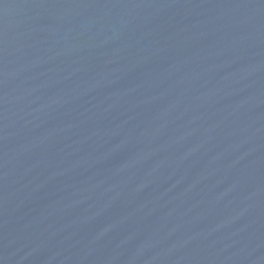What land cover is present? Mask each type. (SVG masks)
Wrapping results in <instances>:
<instances>
[{
    "label": "water",
    "instance_id": "1",
    "mask_svg": "<svg viewBox=\"0 0 264 264\" xmlns=\"http://www.w3.org/2000/svg\"><path fill=\"white\" fill-rule=\"evenodd\" d=\"M0 264H264V0H0Z\"/></svg>",
    "mask_w": 264,
    "mask_h": 264
}]
</instances>
